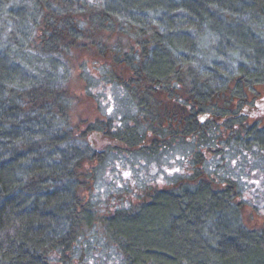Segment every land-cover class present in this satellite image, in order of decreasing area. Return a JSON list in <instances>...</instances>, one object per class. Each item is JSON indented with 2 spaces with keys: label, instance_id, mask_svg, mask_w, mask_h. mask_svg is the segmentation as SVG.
<instances>
[{
  "label": "trees",
  "instance_id": "obj_1",
  "mask_svg": "<svg viewBox=\"0 0 264 264\" xmlns=\"http://www.w3.org/2000/svg\"><path fill=\"white\" fill-rule=\"evenodd\" d=\"M88 2L0 0V264H53L54 251L64 262L91 222L79 190L92 176L86 164L103 159L87 130L137 150L149 134L154 151L157 141L165 148L188 138L209 146L221 139L218 127L237 125L226 141L264 154V128L242 116L248 93L264 85V0ZM115 31L110 63L85 80L115 83L134 112L89 124L79 138L62 70L86 40L104 57L103 32ZM201 115L221 123L202 124ZM213 181L153 190L101 218L122 264H264V225L242 224L234 180Z\"/></svg>",
  "mask_w": 264,
  "mask_h": 264
},
{
  "label": "rangeland",
  "instance_id": "obj_2",
  "mask_svg": "<svg viewBox=\"0 0 264 264\" xmlns=\"http://www.w3.org/2000/svg\"><path fill=\"white\" fill-rule=\"evenodd\" d=\"M103 33L106 40L103 39L101 43L109 46V49H104V57L99 52L97 42L86 40L82 44L85 48H77L69 58L70 65L62 70L65 71L68 93L72 98L68 120L79 138L89 124H95L98 120L106 122L108 118L117 123L134 112L129 105L127 94L115 83L89 85L85 80V75H100L99 68L104 66V63H110L111 57L108 58L109 55L106 54L115 46L118 33ZM129 44H134L133 40L127 43ZM219 62L227 64L225 60ZM162 97L168 104L171 103L166 95ZM248 102L242 111L244 125L256 124L259 128H264V85L255 86L254 91L248 93ZM199 119L202 124L205 121L221 123L220 119L213 120L205 115H201ZM207 126L209 127H206V133L212 134V125ZM146 128L144 124L142 129ZM238 128L237 125L232 130L224 126L218 127L217 137L221 135V139H216L217 141L209 146L200 147L188 138L187 143L176 141L165 148L157 141L159 147L154 151L148 149L152 144V136L149 134L140 146L145 147V150H137L120 139L111 138L104 131L99 132L93 128L87 130L84 138L103 159L101 163L94 161L86 164L85 169L92 171V176L84 181L79 190L82 200L91 202L90 211L93 217L72 248L65 251L64 262L60 260L61 254L57 251L50 253L51 262L122 264V253L110 241L101 218L110 215L116 208L135 205L148 199V194L153 190L175 189L185 185L191 187L202 177L216 179L213 184L217 188L224 187L229 179L234 180L238 188L234 202L239 204L242 224L248 228L262 227L264 154L255 146L242 145L240 148L232 141L233 137L227 142L230 137L228 134ZM194 151L201 152V158L198 159Z\"/></svg>",
  "mask_w": 264,
  "mask_h": 264
}]
</instances>
